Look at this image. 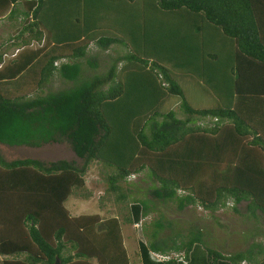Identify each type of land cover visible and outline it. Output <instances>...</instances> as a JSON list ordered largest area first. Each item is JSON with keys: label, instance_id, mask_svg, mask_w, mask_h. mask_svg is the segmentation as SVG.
Wrapping results in <instances>:
<instances>
[{"label": "trees", "instance_id": "16d2710c", "mask_svg": "<svg viewBox=\"0 0 264 264\" xmlns=\"http://www.w3.org/2000/svg\"><path fill=\"white\" fill-rule=\"evenodd\" d=\"M1 19L0 144L65 143L81 164L0 152V264H183L151 253L196 244L205 264H264V238L224 253L158 206L264 218V0H0ZM93 162L113 214L72 215Z\"/></svg>", "mask_w": 264, "mask_h": 264}, {"label": "rangeland", "instance_id": "374dc122", "mask_svg": "<svg viewBox=\"0 0 264 264\" xmlns=\"http://www.w3.org/2000/svg\"><path fill=\"white\" fill-rule=\"evenodd\" d=\"M17 22H10L6 19L0 20V43L4 42L14 31ZM100 61L99 71L105 69L106 64ZM70 83L61 81L59 79L53 81L51 89H58L67 87ZM188 92L194 105L205 104V106L212 104L211 100L203 101L200 99V92L195 90V87L187 86ZM0 152L6 160L15 158H37L44 161H51L57 159L75 160L78 165L81 164L80 159H77L69 146L64 144L50 143L34 148L28 146H12L8 147L0 144ZM102 167L100 164L93 162L89 166L86 174V188L91 195L88 198H82L78 195L70 196L66 202L72 214L77 213H94L99 208V200L103 198L104 207L100 209L102 216L113 214V204L111 201L104 199L107 195L104 194L106 183L103 180ZM141 180V176L136 175L130 179V182H139L143 188L148 187V181ZM81 198V199H80ZM84 199V200H83ZM77 205V206H76ZM164 217L171 220L174 226H181V230H186L189 226H197L203 229L205 233V240L210 247L217 249L224 253H233L245 249L252 241H261L264 238V218L263 215L256 213L255 218L246 217L245 202L235 204L233 200L227 199L225 206L214 213V217L210 213L199 206L187 207L183 211H178L171 203L158 204ZM233 207L237 209V213L233 211ZM111 209L109 212L107 210ZM115 214V212H114ZM154 214L150 215V220ZM175 226V227H176ZM174 227V228H175ZM137 228V229H136ZM125 237V245H127L128 252L131 254L136 248L135 241L132 238L141 240V230L138 227L127 225L123 228ZM264 243V242H263Z\"/></svg>", "mask_w": 264, "mask_h": 264}, {"label": "crops", "instance_id": "0c3cea01", "mask_svg": "<svg viewBox=\"0 0 264 264\" xmlns=\"http://www.w3.org/2000/svg\"><path fill=\"white\" fill-rule=\"evenodd\" d=\"M94 213H98L101 215L100 209H97V211H94ZM78 214H82V213H77L72 215H78ZM185 261L186 264H205V251L201 248V246L196 244L193 247L192 251L189 253L188 260L185 259ZM221 264H229V263L226 261H222Z\"/></svg>", "mask_w": 264, "mask_h": 264}, {"label": "built area", "instance_id": "2783aa9c", "mask_svg": "<svg viewBox=\"0 0 264 264\" xmlns=\"http://www.w3.org/2000/svg\"><path fill=\"white\" fill-rule=\"evenodd\" d=\"M151 257L156 261H168L169 259H175L178 262L182 261L183 264H186V261L183 260L182 253H177V252H168L164 254L151 253Z\"/></svg>", "mask_w": 264, "mask_h": 264}, {"label": "water", "instance_id": "95a60500", "mask_svg": "<svg viewBox=\"0 0 264 264\" xmlns=\"http://www.w3.org/2000/svg\"><path fill=\"white\" fill-rule=\"evenodd\" d=\"M54 264H59V262H58V260H57V259L55 260Z\"/></svg>", "mask_w": 264, "mask_h": 264}]
</instances>
